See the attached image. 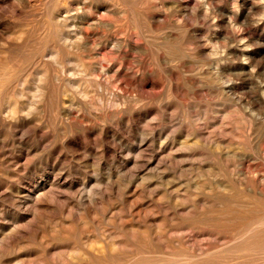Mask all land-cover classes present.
Returning <instances> with one entry per match:
<instances>
[{
    "label": "rangeland",
    "instance_id": "rangeland-1",
    "mask_svg": "<svg viewBox=\"0 0 264 264\" xmlns=\"http://www.w3.org/2000/svg\"><path fill=\"white\" fill-rule=\"evenodd\" d=\"M0 264H264V0H0Z\"/></svg>",
    "mask_w": 264,
    "mask_h": 264
},
{
    "label": "bare ground",
    "instance_id": "bare-ground-1",
    "mask_svg": "<svg viewBox=\"0 0 264 264\" xmlns=\"http://www.w3.org/2000/svg\"><path fill=\"white\" fill-rule=\"evenodd\" d=\"M256 226V225H255ZM257 239V238H256Z\"/></svg>",
    "mask_w": 264,
    "mask_h": 264
}]
</instances>
